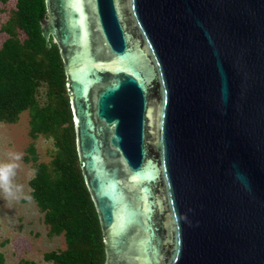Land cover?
Here are the masks:
<instances>
[{
    "label": "water",
    "instance_id": "1",
    "mask_svg": "<svg viewBox=\"0 0 264 264\" xmlns=\"http://www.w3.org/2000/svg\"><path fill=\"white\" fill-rule=\"evenodd\" d=\"M104 264H264V0H44Z\"/></svg>",
    "mask_w": 264,
    "mask_h": 264
},
{
    "label": "trees",
    "instance_id": "2",
    "mask_svg": "<svg viewBox=\"0 0 264 264\" xmlns=\"http://www.w3.org/2000/svg\"><path fill=\"white\" fill-rule=\"evenodd\" d=\"M15 7L13 19L2 26L8 37L0 46V121H13L28 110L31 137L51 134L58 147L52 160L54 176L46 163L38 161L33 145L24 157L34 163L35 174L28 183L44 223L51 234H63L66 244L43 258L52 264H104L98 215L79 167L63 63L57 45L51 42L48 47L41 33L45 2L15 0ZM42 83L50 101L40 106L37 92ZM0 264H6L2 253Z\"/></svg>",
    "mask_w": 264,
    "mask_h": 264
},
{
    "label": "rangeland",
    "instance_id": "3",
    "mask_svg": "<svg viewBox=\"0 0 264 264\" xmlns=\"http://www.w3.org/2000/svg\"><path fill=\"white\" fill-rule=\"evenodd\" d=\"M15 9V0L0 2V46L8 37L2 26L13 19ZM15 31L18 32L17 28ZM19 35L24 37L22 32ZM47 91V85L42 83L37 92L40 106L50 101ZM29 120V111L24 110L13 121H0V162L7 160L9 152L23 153L14 182L23 185L24 193L31 196L28 182L33 176L34 163L30 159L24 160L28 156V148L33 145L38 161L46 163L54 176L52 160L58 147L51 134L39 133L36 138H32ZM65 247L63 234L49 232L43 213L33 198L31 202L24 199L11 201L4 199L0 193V253L3 254L6 264H22L24 261L32 264H52L44 260V254L52 250L60 251Z\"/></svg>",
    "mask_w": 264,
    "mask_h": 264
},
{
    "label": "clouds",
    "instance_id": "4",
    "mask_svg": "<svg viewBox=\"0 0 264 264\" xmlns=\"http://www.w3.org/2000/svg\"><path fill=\"white\" fill-rule=\"evenodd\" d=\"M23 159V153L9 152L7 160L0 162V193L3 198L11 201H19L20 199L31 202L32 197L24 193L23 185L14 182L20 162ZM35 171L33 172V175Z\"/></svg>",
    "mask_w": 264,
    "mask_h": 264
},
{
    "label": "flooded vegetation",
    "instance_id": "5",
    "mask_svg": "<svg viewBox=\"0 0 264 264\" xmlns=\"http://www.w3.org/2000/svg\"><path fill=\"white\" fill-rule=\"evenodd\" d=\"M68 95V94H67ZM68 99H69V96H68ZM71 109V108H70ZM72 114V113H71ZM73 121V120H72Z\"/></svg>",
    "mask_w": 264,
    "mask_h": 264
}]
</instances>
